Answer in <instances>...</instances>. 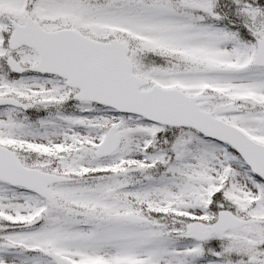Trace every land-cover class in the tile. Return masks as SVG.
<instances>
[{
  "label": "snow or ice",
  "instance_id": "obj_1",
  "mask_svg": "<svg viewBox=\"0 0 264 264\" xmlns=\"http://www.w3.org/2000/svg\"><path fill=\"white\" fill-rule=\"evenodd\" d=\"M0 264H264V0H0Z\"/></svg>",
  "mask_w": 264,
  "mask_h": 264
}]
</instances>
